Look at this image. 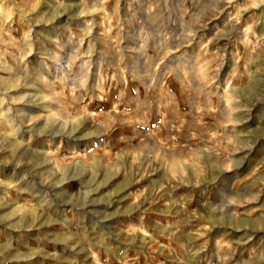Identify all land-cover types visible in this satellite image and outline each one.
<instances>
[{
  "label": "rangeland",
  "instance_id": "obj_1",
  "mask_svg": "<svg viewBox=\"0 0 264 264\" xmlns=\"http://www.w3.org/2000/svg\"><path fill=\"white\" fill-rule=\"evenodd\" d=\"M0 264H264V0H0Z\"/></svg>",
  "mask_w": 264,
  "mask_h": 264
},
{
  "label": "bare ground",
  "instance_id": "obj_2",
  "mask_svg": "<svg viewBox=\"0 0 264 264\" xmlns=\"http://www.w3.org/2000/svg\"><path fill=\"white\" fill-rule=\"evenodd\" d=\"M47 158V157H46ZM136 241V240H135ZM141 246V245H140Z\"/></svg>",
  "mask_w": 264,
  "mask_h": 264
}]
</instances>
